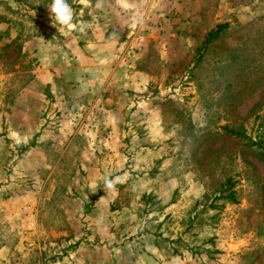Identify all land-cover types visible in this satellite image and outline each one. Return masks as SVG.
Here are the masks:
<instances>
[{"label": "rangeland", "instance_id": "1", "mask_svg": "<svg viewBox=\"0 0 264 264\" xmlns=\"http://www.w3.org/2000/svg\"><path fill=\"white\" fill-rule=\"evenodd\" d=\"M66 2L0 0V264H80L103 194L141 264H264V0Z\"/></svg>", "mask_w": 264, "mask_h": 264}, {"label": "crops", "instance_id": "2", "mask_svg": "<svg viewBox=\"0 0 264 264\" xmlns=\"http://www.w3.org/2000/svg\"><path fill=\"white\" fill-rule=\"evenodd\" d=\"M102 197L103 199H101ZM111 202L107 195H100L91 205L90 211L84 214V220L87 221L86 228L89 230H78L81 234V243L78 249L81 256L75 257L78 263L109 264L107 262L110 259L115 260L117 264H135V262L141 264L144 262L141 255L136 258L133 256V246L135 245L128 240L126 241L124 235L118 240L117 232L111 228L114 221L115 223L124 221L123 216H114V213L109 210ZM114 241L116 243H113ZM7 250L3 246L0 248V254L7 252ZM149 250L155 252L157 249L151 246ZM144 257L149 264H155L153 259L148 258L149 256L144 255ZM61 261H57L55 264H60ZM63 262L61 264H64Z\"/></svg>", "mask_w": 264, "mask_h": 264}, {"label": "clouds", "instance_id": "3", "mask_svg": "<svg viewBox=\"0 0 264 264\" xmlns=\"http://www.w3.org/2000/svg\"><path fill=\"white\" fill-rule=\"evenodd\" d=\"M80 3L87 7L90 3V0H80ZM101 5L98 2L96 7L99 8ZM51 12L55 14L56 21L62 25L66 26L68 29H75L77 27L76 24H73V11L71 7L68 5L66 0H53L51 6ZM83 12H81V16ZM80 30L83 31V22L81 21ZM125 177L116 176L114 179L105 178V186L109 190H115V185L118 183H123ZM103 199V197L101 198Z\"/></svg>", "mask_w": 264, "mask_h": 264}, {"label": "trees", "instance_id": "4", "mask_svg": "<svg viewBox=\"0 0 264 264\" xmlns=\"http://www.w3.org/2000/svg\"><path fill=\"white\" fill-rule=\"evenodd\" d=\"M224 27H226V24L222 23V24H219L215 29L210 30L205 40V43L219 36L220 32L223 30Z\"/></svg>", "mask_w": 264, "mask_h": 264}]
</instances>
